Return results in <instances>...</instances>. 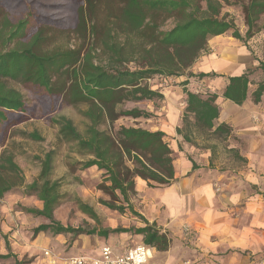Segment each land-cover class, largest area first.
<instances>
[{
  "label": "trees",
  "instance_id": "16d2710c",
  "mask_svg": "<svg viewBox=\"0 0 264 264\" xmlns=\"http://www.w3.org/2000/svg\"><path fill=\"white\" fill-rule=\"evenodd\" d=\"M31 0H0V137L29 112L22 94L9 84H17L30 90L45 116L56 111L59 102L67 106L84 105L81 117L86 121L84 131L79 132L71 120L60 117L51 123L57 126L60 143L73 147L80 157L67 163V172L76 182V174L90 168L101 173L96 190L102 198L98 200L103 208L119 215L129 214L141 221L140 228L72 227L55 219V212L61 205L62 178H52L54 152L48 151L39 160L40 171L29 184L24 183L20 169L13 155L6 149L0 153V199L10 194L35 197L40 209L23 208L27 215L42 218L47 223L32 230V237L49 233L53 237H70L75 242L81 236L107 239L119 235L140 236L142 244L158 252L168 249L167 237L154 224L134 211L131 198L135 195V181L141 179L158 186L169 185L174 178L172 152L160 131H149L140 127H114L116 121L125 119L148 120L153 115L145 110L123 106L131 103L152 102L163 96L148 87L146 81L153 76L180 77L201 55L207 52L208 40L227 35L239 42L258 62L257 71L261 79L251 94L254 103L264 96V22L259 28L263 33L261 60L254 57L248 47L249 40L257 32L256 22L264 13V0H204L206 16H198L189 0H80L75 11L74 27L61 34L75 35L78 44L69 47L52 46L54 33L50 26L58 21L34 13ZM238 5L241 8L246 27L244 36L227 15H221L225 6ZM25 8V13L12 21L4 8ZM164 11L174 20L167 31L155 32L139 51L128 55L112 35V27L121 19L127 32L141 34L145 24V10ZM40 26V27H39ZM53 32V33H52ZM139 38H142L139 35ZM138 56V57H137ZM143 60L141 66L130 68V63ZM247 71L238 77H230L222 97L235 104L247 98L250 84ZM189 78L202 80L213 78L214 74H188ZM182 86L184 95V119L191 115L199 129L211 130L218 118L219 108L216 96L193 93ZM225 125L215 127L212 135H229ZM178 133V130H177ZM22 139L41 142L36 132L20 133ZM194 168V167H193ZM77 211L98 224L99 218L92 207L75 200ZM1 259L13 258L9 249Z\"/></svg>",
  "mask_w": 264,
  "mask_h": 264
},
{
  "label": "crops",
  "instance_id": "0c3cea01",
  "mask_svg": "<svg viewBox=\"0 0 264 264\" xmlns=\"http://www.w3.org/2000/svg\"><path fill=\"white\" fill-rule=\"evenodd\" d=\"M198 59L196 72L215 75L205 78L211 89L218 91L212 94L219 108L215 126L199 129L191 115L184 119V101L177 114V99L163 97L164 118L149 131L164 133L172 152L174 178L167 186L137 178L130 202L134 211L169 241L165 252L149 248L152 264H258L264 259V96L254 103L251 94L260 79L249 85L247 98L239 105L221 95L230 77L256 73L259 64L245 46L227 35L209 39L207 52ZM252 78L249 76L251 83ZM219 125H225L229 135L214 137ZM91 172L101 175L90 168L76 176L86 177ZM215 184L222 185L221 193H215ZM15 198L13 202L20 196ZM4 207L7 214L10 207ZM109 218L104 228L144 226L129 214L110 212ZM186 227L187 233L183 232ZM17 232L6 245L10 253L33 258V264H61L44 259L41 251L49 245L59 247L63 238L46 241L37 236L27 248L19 243ZM72 245L70 256L96 258L105 246L113 256H119L127 247L143 244L140 236L119 235L107 239L81 236Z\"/></svg>",
  "mask_w": 264,
  "mask_h": 264
},
{
  "label": "rangeland",
  "instance_id": "374dc122",
  "mask_svg": "<svg viewBox=\"0 0 264 264\" xmlns=\"http://www.w3.org/2000/svg\"><path fill=\"white\" fill-rule=\"evenodd\" d=\"M25 1L29 3L31 0ZM189 1L198 16L202 17L208 14L205 9L204 0ZM228 1L230 3H234V0ZM80 4V0H35L32 2L30 7L34 13L44 15L59 22L57 26H50L52 31L55 32L52 46L73 47L79 43L75 35H66L64 33L61 34V32L70 31L73 29L75 23V11L80 6ZM4 10L7 12L12 21L17 20L23 13H25L24 7L13 9L4 8ZM145 15L146 19L144 29L141 34H128L127 27L122 19L119 23L112 27L111 32L115 40L119 44L123 45L124 50L130 56L131 54L133 55L135 52L139 51L140 44L146 45L149 41V38L153 37L155 32L167 31L174 25V20L169 18L168 14L164 11H151L146 9ZM221 15H227V19L233 20L234 25L239 30L240 34L244 36L246 27L243 22L241 8L238 5L236 6L232 4L230 6H225L221 10ZM263 22L264 13L256 22L255 26L257 27V32L248 42V47L256 58L262 56L263 33L259 32V28ZM139 35H141L142 38H139ZM142 63L143 60L138 58L136 63H130L128 66L133 69L137 66H141ZM198 63L199 59H197L188 69L184 70V73L180 77H167L164 75L153 76L146 81V84L150 89L159 92L163 97L177 99V110L175 112L179 114L178 111L182 109L181 104H183L182 102L184 101L181 84L185 80L188 81L185 88L193 93L207 96L218 92L214 91L213 88L211 89L209 84L206 82V79L199 81L197 79L188 77V74L190 73L194 75L198 74V72H196ZM261 75L262 74L259 71L256 73L254 72L252 74L254 78H252V84L257 83L258 80L261 79ZM9 85L22 94L28 104L29 112L13 126L9 127L4 136L0 137V153L3 149H6L13 155V160L20 169L24 183L29 184L34 181L39 174V160L43 158L46 152H54L52 178L55 180L62 178L60 193L63 196L61 205L55 212V219L63 225L72 227L88 228L95 225L104 227L107 222L109 223L108 219H110V211L98 204V200L102 198V196L95 187L101 180L100 174L91 172L86 177L76 176L79 182H76L73 176H69L66 167L67 163H72L76 160H80L81 158L75 154V150L72 146L60 143L58 141L57 126L51 123V120L55 121L60 117H65L71 120L76 129L82 133L84 131L86 121L81 117L80 113L85 109V106L79 105L76 107H70L61 101L59 102L54 113L43 116L40 113L39 106L30 90L23 89L17 84L13 83H10ZM165 106L166 103L161 99L154 100L152 102L145 101L136 104L128 103L123 106L125 109L137 107L151 113L152 115H155H153V117L148 120H132L121 118L115 122L114 127L116 128L119 126H124L140 127L146 130L154 129L156 126L161 124L164 118L163 113H165ZM23 132H36L42 141L33 142L22 139L20 137V133ZM77 174L79 175V173ZM213 189L215 193H221L222 185L215 184ZM16 196H20V198L17 200V202H13L15 199H17L15 198ZM75 200H79L87 205H91V207L95 209L94 211L99 218L98 224L77 211ZM10 203H12V205ZM4 206L10 207L7 213L8 215L5 212ZM23 208L40 209L41 204L35 197H27L19 193L10 194L0 199V256L6 255L8 253L6 245L9 246V238L13 232L18 231L17 236L20 238L19 243H22L24 247L28 248L30 247V243L36 238L32 237V230L40 224L47 223L42 218H36L31 215H27L24 211H22ZM6 227L10 230H8ZM183 232H185V228L183 229ZM38 236L45 238L46 241L48 239L54 238L49 233L39 234ZM60 238H63V241L60 240L58 242L60 243V246L56 247L49 245L46 249L41 251V257L44 259L50 258L44 255L45 251H48L51 255H53V257H73L70 256L73 247L71 238L63 236L56 237V239ZM129 248L133 247L129 246L126 248V250ZM12 255H14L19 261L29 262L28 264H33L34 262L33 258H29L27 256L18 258V254L12 253ZM0 264H15V262L12 257L8 259L0 258Z\"/></svg>",
  "mask_w": 264,
  "mask_h": 264
},
{
  "label": "built area",
  "instance_id": "2783aa9c",
  "mask_svg": "<svg viewBox=\"0 0 264 264\" xmlns=\"http://www.w3.org/2000/svg\"><path fill=\"white\" fill-rule=\"evenodd\" d=\"M185 232H188L187 228ZM44 255L50 257L53 263L60 262L61 264H152L150 263V249L144 245L129 248L119 256H113L109 246L103 247L99 257L96 258L85 256L58 258L53 257L48 251H45ZM175 264H188V262ZM258 264H264V259Z\"/></svg>",
  "mask_w": 264,
  "mask_h": 264
}]
</instances>
